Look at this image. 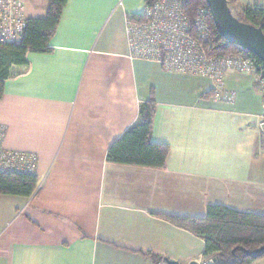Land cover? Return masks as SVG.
<instances>
[{
    "label": "crops",
    "instance_id": "1",
    "mask_svg": "<svg viewBox=\"0 0 264 264\" xmlns=\"http://www.w3.org/2000/svg\"><path fill=\"white\" fill-rule=\"evenodd\" d=\"M30 4L27 20L46 17L49 0ZM146 7L68 0L50 50L28 52L6 81L5 147L37 157L39 184L28 199L0 195V264H201L204 240L160 216L205 218L211 205L264 216L255 77L227 73L219 86L131 59L125 21ZM152 94V140L169 146L165 167L109 162V148L140 121Z\"/></svg>",
    "mask_w": 264,
    "mask_h": 264
},
{
    "label": "trees",
    "instance_id": "2",
    "mask_svg": "<svg viewBox=\"0 0 264 264\" xmlns=\"http://www.w3.org/2000/svg\"><path fill=\"white\" fill-rule=\"evenodd\" d=\"M158 0H145L147 7L153 6ZM68 0H49L45 18H30L20 43H0V100L3 98L5 83L13 76L15 67L28 64V52H47L49 44L55 36L64 8ZM236 0H229V7L235 18L251 24L264 31V6H250L236 13ZM205 0H186L184 9L190 21L195 22L200 8H206ZM212 33L210 53L218 57L241 55L251 59L258 68L262 64L252 54L239 47L224 42L216 32L213 21L207 18ZM196 36L195 31L193 32ZM198 38V35H197ZM212 93L204 95L210 97ZM156 112L154 94L141 104L140 121L128 129L121 138L116 140L108 150L107 160L121 165L164 168L169 155V146L155 143L152 140L153 120ZM39 178L34 174L1 173L0 195L28 199L36 192ZM205 218L160 216L179 229L200 237L205 242L204 257L211 259L213 264H251L264 256L253 259L248 252L264 246V216L240 212L223 205L208 207ZM154 263L163 258L145 254ZM171 264V263H170Z\"/></svg>",
    "mask_w": 264,
    "mask_h": 264
},
{
    "label": "built area",
    "instance_id": "3",
    "mask_svg": "<svg viewBox=\"0 0 264 264\" xmlns=\"http://www.w3.org/2000/svg\"><path fill=\"white\" fill-rule=\"evenodd\" d=\"M264 6V0H255ZM26 0H0V43H20L27 26ZM123 0H120L122 5ZM186 0H158L140 15H128L125 29L129 57L154 61L174 74L197 75L215 79L219 86L227 73L253 74L255 86L262 95V115L256 125L264 130V65L260 68L241 55H211L207 18L209 8H200L195 22L186 14ZM196 36H194V32ZM198 35V38H197ZM7 129L0 123V172L33 174L37 157L6 149ZM201 264H213L205 259Z\"/></svg>",
    "mask_w": 264,
    "mask_h": 264
},
{
    "label": "water",
    "instance_id": "4",
    "mask_svg": "<svg viewBox=\"0 0 264 264\" xmlns=\"http://www.w3.org/2000/svg\"><path fill=\"white\" fill-rule=\"evenodd\" d=\"M216 32L226 43L252 54L264 65V31L235 18L229 0H205ZM253 259L264 256V246L248 252ZM179 264V263H173ZM190 264H197L191 262Z\"/></svg>",
    "mask_w": 264,
    "mask_h": 264
},
{
    "label": "rangeland",
    "instance_id": "5",
    "mask_svg": "<svg viewBox=\"0 0 264 264\" xmlns=\"http://www.w3.org/2000/svg\"><path fill=\"white\" fill-rule=\"evenodd\" d=\"M31 1L32 0H27L26 3H25V14H26V16H29V14H30L28 9H29V6L31 5L30 4ZM239 9L240 8H238L236 5L234 6V11L236 13L239 12ZM12 212L14 213V211H12ZM19 216H20V214L19 215L18 214L16 215L15 219L8 225L7 229H10L11 231L16 229V227L18 225V222H15V221H16V219H18Z\"/></svg>",
    "mask_w": 264,
    "mask_h": 264
}]
</instances>
